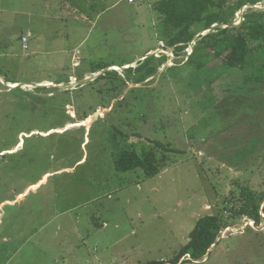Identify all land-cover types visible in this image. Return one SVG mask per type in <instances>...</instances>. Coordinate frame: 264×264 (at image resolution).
Returning <instances> with one entry per match:
<instances>
[{"label":"rangeland","instance_id":"obj_1","mask_svg":"<svg viewBox=\"0 0 264 264\" xmlns=\"http://www.w3.org/2000/svg\"><path fill=\"white\" fill-rule=\"evenodd\" d=\"M159 1L0 0V264H170L201 217L229 215L241 186L264 193V142L248 156L264 135V86L244 87L224 57L188 62L219 26L183 54L167 47ZM260 1L233 24L264 12ZM148 52L168 58L137 84L127 71ZM125 148L167 163L154 177L118 172ZM260 213L183 264H264V203Z\"/></svg>","mask_w":264,"mask_h":264},{"label":"trees","instance_id":"obj_2","mask_svg":"<svg viewBox=\"0 0 264 264\" xmlns=\"http://www.w3.org/2000/svg\"><path fill=\"white\" fill-rule=\"evenodd\" d=\"M259 2L261 1L242 0L230 10V8L226 9V0H161L155 4V9L162 16L164 24L174 30L171 31L173 34L167 41V47H175L178 54H183L198 32L208 30L215 24L230 25L242 7L246 4L254 5ZM250 10L244 15V21L240 25L225 29L218 28L199 40L189 56L188 62L194 63L199 60L198 67H202L212 58L221 59L224 57V63L229 68L245 73L244 78L247 84L244 87L248 83L264 86V59H262L264 57H260L261 55L254 57L253 55L255 49L264 47V12ZM167 58L166 55L161 59L150 56L137 68H131L127 72L141 73L135 81L140 84L155 71V67L152 65L153 60H159L163 64ZM103 67V65H97L98 69L94 72L103 70ZM242 90L243 87H240L239 91ZM257 118L258 116L255 115V119ZM258 134L260 136L255 139V144L253 145L252 142L251 146L253 145V147L248 149V156L253 154L264 142V135ZM156 146L168 152L182 153L168 145L157 143ZM167 159L166 156L158 158L153 148L142 153H138L132 148H125L115 158L114 163L118 172L142 170L145 176L154 177L161 173L160 164H166ZM263 203L264 193L256 192L249 186H241L238 194H232L231 197L225 199V213H229V215L201 217L191 231L188 242L168 262L170 264H181L182 262L183 264L203 260L217 243L221 233L233 226L238 219L248 218L255 224H260ZM188 256L190 259H186ZM143 264H167V262L152 260Z\"/></svg>","mask_w":264,"mask_h":264},{"label":"clouds","instance_id":"obj_3","mask_svg":"<svg viewBox=\"0 0 264 264\" xmlns=\"http://www.w3.org/2000/svg\"><path fill=\"white\" fill-rule=\"evenodd\" d=\"M257 4H258V3H257ZM257 4H254V5H253V4H250V6H247V5H248V4H247V5H245L244 7H247V8H248V7H250V8H254L255 5H257ZM244 7H242V8L240 9V11H242V9H244ZM243 11H244V10H243ZM245 14H246V13H245ZM245 14H244V15H245ZM244 15H243V18H244ZM243 21H244V19H242V22H243ZM242 22H241V23H242ZM233 23H234V22H233ZM233 23H232V24H233ZM241 23H236V24H239V25H240ZM232 24H230V25L232 26ZM230 25H219V24H218V26H224V27H225V26H230ZM206 32H207V31H206ZM191 54H192V53H191ZM188 257H189V256H188ZM188 257H187L186 259H190V258H188Z\"/></svg>","mask_w":264,"mask_h":264},{"label":"water","instance_id":"obj_4","mask_svg":"<svg viewBox=\"0 0 264 264\" xmlns=\"http://www.w3.org/2000/svg\"><path fill=\"white\" fill-rule=\"evenodd\" d=\"M243 17V16H242ZM244 19V18H243ZM237 25H239V24H233V26H237ZM215 27H218V25H215V26H212V28H215ZM219 27H222V28H229V26H219ZM208 32H210V31H207L206 32V34H208ZM153 54H151V53H149V54H147L146 56H145V58L144 59H146V58H148V57H150V56H152ZM18 87V86H17ZM17 87H14V88H17ZM211 250V249H210ZM188 258H190V257H188Z\"/></svg>","mask_w":264,"mask_h":264},{"label":"crops","instance_id":"obj_5","mask_svg":"<svg viewBox=\"0 0 264 264\" xmlns=\"http://www.w3.org/2000/svg\"><path fill=\"white\" fill-rule=\"evenodd\" d=\"M135 3V2H134ZM130 4H133V3H130ZM39 184L40 183H38V184H35V185H33V187H37V186H39ZM23 194H20V196H22Z\"/></svg>","mask_w":264,"mask_h":264},{"label":"bare ground","instance_id":"obj_6","mask_svg":"<svg viewBox=\"0 0 264 264\" xmlns=\"http://www.w3.org/2000/svg\"><path fill=\"white\" fill-rule=\"evenodd\" d=\"M241 12H242V11H241ZM239 15H240V14H239ZM91 119H92V118L88 119L86 123L89 124L90 121H91ZM84 122H85V121H84ZM91 122H93V121H91ZM13 152H14V151H13Z\"/></svg>","mask_w":264,"mask_h":264},{"label":"built area","instance_id":"obj_7","mask_svg":"<svg viewBox=\"0 0 264 264\" xmlns=\"http://www.w3.org/2000/svg\"><path fill=\"white\" fill-rule=\"evenodd\" d=\"M128 2H129V3H134V2H135V0H128Z\"/></svg>","mask_w":264,"mask_h":264}]
</instances>
